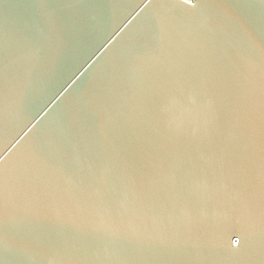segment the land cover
Returning <instances> with one entry per match:
<instances>
[{"label":"water","instance_id":"water-1","mask_svg":"<svg viewBox=\"0 0 264 264\" xmlns=\"http://www.w3.org/2000/svg\"><path fill=\"white\" fill-rule=\"evenodd\" d=\"M262 65L264 0H0V264H262Z\"/></svg>","mask_w":264,"mask_h":264},{"label":"snow or ice","instance_id":"snow-or-ice-1","mask_svg":"<svg viewBox=\"0 0 264 264\" xmlns=\"http://www.w3.org/2000/svg\"><path fill=\"white\" fill-rule=\"evenodd\" d=\"M133 40H135V38H132ZM253 56H249V58L251 59ZM117 65L119 66H123L124 61L122 60H116ZM264 66V65H262ZM4 80V75L3 72L0 71V82H2ZM107 86V84L98 82L95 85L97 94H99L105 87ZM63 95V94H62ZM86 97L90 96V93L87 92L85 94ZM84 106L87 108L89 104H91L90 99H85L83 101ZM81 107H80V102H77L76 105L74 106V112H81ZM69 121H71V117L69 118ZM7 160V157L4 158H0V215L3 214V205H4V200L6 197V193H7V189L9 184L12 181H15L16 184L20 185V186H25L29 183H31V179L30 176L28 174V166H32L34 168L35 164L33 161L30 160H21L18 162L17 164V168L15 171V175L10 174L9 170L5 167V162ZM41 160L42 161H47V158L42 154L41 155ZM23 164V168L20 167V165ZM0 238H2V233H0ZM222 259L227 262V264H240V261L244 259V256L238 252H236L235 250H233V252H231L229 255L226 256H222ZM262 264H264V260H262Z\"/></svg>","mask_w":264,"mask_h":264}]
</instances>
